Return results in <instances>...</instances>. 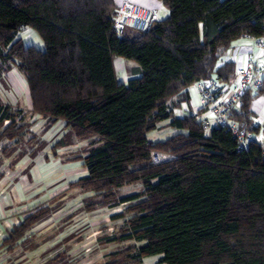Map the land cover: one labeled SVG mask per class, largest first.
<instances>
[{"label": "trees", "instance_id": "1", "mask_svg": "<svg viewBox=\"0 0 264 264\" xmlns=\"http://www.w3.org/2000/svg\"><path fill=\"white\" fill-rule=\"evenodd\" d=\"M158 1L165 18L117 36L114 0H0V75L15 68L34 113L62 119L74 137L97 144L81 156L87 175L73 184L94 197L78 211L126 204L112 215L123 219L113 241L136 244L109 252L102 264H142L152 256L158 264H264V148L250 139L237 149L229 130L206 133L197 114L174 113L194 83L233 81L228 50L241 37H264V0ZM24 27L42 48L24 44ZM115 57L136 63L126 82L118 80ZM254 92L232 113L248 134L250 102L264 89ZM21 114L0 102V141L28 131ZM163 121L184 132L149 141L146 134ZM153 151L170 157L153 163ZM132 184L141 192L118 195ZM51 210L27 215L4 239L7 248Z\"/></svg>", "mask_w": 264, "mask_h": 264}, {"label": "crops", "instance_id": "2", "mask_svg": "<svg viewBox=\"0 0 264 264\" xmlns=\"http://www.w3.org/2000/svg\"><path fill=\"white\" fill-rule=\"evenodd\" d=\"M114 1L117 5L123 1H132L151 7L157 11L159 19L168 15V10L158 0ZM18 35L25 45L35 43L37 36L34 30L28 27L22 28ZM228 54L236 67L256 64L262 59L261 49L252 37H241L234 41ZM4 77L7 81L1 80ZM127 79L128 77L124 80L118 78L120 82H126ZM251 93L255 94V92ZM197 99V93L190 88L188 102L182 101L178 107H174V110L178 108L183 112L185 110L193 112L197 110ZM0 102L22 110V118L19 122L29 123L28 131L21 139L5 141L12 146L7 149L6 154H3V160L0 161V261L4 264L3 259L11 258L10 256L15 257L16 260L24 258L30 250L28 242L31 239H36L40 243L50 239L48 246L53 250L47 254V258L54 261L65 253L64 247H58L61 237L64 236L61 241H65V244L71 247L64 256L75 258L79 262L85 255L88 264L96 263L98 260L95 258L101 256L102 249L108 243H95V241L90 243L89 240H93L90 238L94 236L91 228L96 220L89 218L85 214L87 212L78 211L83 199L75 198L70 203L67 199L80 192V189L73 184L87 175V169L81 159L85 150L80 151V146L94 147L97 144H91L90 140L78 141L79 139L74 137L62 119L43 118L34 113L27 83L15 68L0 75ZM249 117L250 119L256 117L259 120L258 124L252 125L253 130L249 133V138L264 148V94H256L252 98ZM8 121L3 124L6 125ZM33 136L34 140H32ZM2 144L1 141L0 150ZM64 200L67 202L62 203ZM54 205L55 207L61 205V210L54 215L50 212L48 217L35 224L30 232L16 242L13 248H7L4 239L27 215L41 207L53 208ZM103 209L107 207H99L95 210ZM47 230L53 232L45 235ZM57 233L58 235L51 239ZM105 238L109 239V237ZM96 247L99 248L98 251L95 250ZM92 248L96 252H92ZM56 262L58 260L52 264Z\"/></svg>", "mask_w": 264, "mask_h": 264}, {"label": "built area", "instance_id": "3", "mask_svg": "<svg viewBox=\"0 0 264 264\" xmlns=\"http://www.w3.org/2000/svg\"><path fill=\"white\" fill-rule=\"evenodd\" d=\"M158 19L159 16L155 9L136 2L123 1L117 6L112 27L114 33L121 36L128 28L135 31H145ZM254 41L262 53V59L259 63L237 67L235 78L231 83L222 84L218 79L210 77L200 80L190 87L198 95L197 110L193 113L202 120L206 133L212 126L229 130L236 139L237 149L246 148L250 138L244 127L232 121V113L240 108L243 95L247 91L254 92L258 89H264V37L256 38ZM174 113L181 116L183 111L176 108ZM258 123L259 120L256 117L251 118L252 125ZM262 156L264 157V150ZM168 158L162 157L161 152H152L153 163Z\"/></svg>", "mask_w": 264, "mask_h": 264}, {"label": "rangeland", "instance_id": "4", "mask_svg": "<svg viewBox=\"0 0 264 264\" xmlns=\"http://www.w3.org/2000/svg\"><path fill=\"white\" fill-rule=\"evenodd\" d=\"M30 45H33L37 48H42V41L40 40V38H38V36H35V43L31 42ZM38 46H40V47H38ZM113 65H114V68L116 70L117 77L119 79L124 80L126 77L132 76V67L135 66L136 63L132 60H128V59H125L122 57H115L113 59ZM1 80L7 81V78L4 77ZM197 103H198V101H197ZM197 106H198V104H197ZM3 126H4V124H3ZM177 132H184V131L175 130L174 128L169 126L168 121H163V122H160L158 124V128L149 131L146 134V136H147L149 141L154 142V141H158V140H164L165 138L172 136L173 134H175ZM34 139H35V137L33 136L32 140H34ZM1 141L3 143L2 147L5 148V152H6L7 149L10 147L9 146L10 144H7L5 142L6 141L5 139H3ZM78 141H80V140H78ZM2 147H1V149H2ZM91 147H93V145H88L86 147L80 146V148H81L80 151L85 150V153H86ZM0 152H1V150H0ZM157 152L160 153V151H157ZM161 155H162V157H166V158L170 157L169 154H166L164 152H161ZM2 160L3 159L0 158V161H2ZM141 190H142V187L140 184H132L129 186L121 187L119 190H117V193H118V195L123 197V196H127V195H130L133 193L141 192ZM75 198L76 199L79 198L80 200L83 199V201L94 199L92 191H81L80 190V192H78L72 198L68 197V199H67L68 203H70L71 201L73 202V200ZM67 201L64 200L62 203H64V202L66 203ZM125 205L126 204L122 203L119 208H115V209H108L107 208V209H103V210H95V211L85 213L89 218L96 220L95 222H93L94 224L92 225V228H91L92 231L94 232V236L90 238V239H93V240H89V241H91L90 243H92L93 241H95V243H97V242H101V243L107 242L108 243L105 245V247L103 246L104 248L101 251V256H98L97 258H95L98 261L94 264H101L102 263L101 261H105L108 257V253L113 251V250L126 249L128 247L136 246L135 242L131 241V240H124L122 243L117 242V241L113 242V240H115L114 237L116 235H118V233H119L118 230H119L120 226L123 224V219L122 218H113L112 215L119 213ZM60 208H61V205L58 207H55V205H54L52 208L51 214L54 215L58 210L59 211L61 210ZM109 213H113V214L109 215ZM93 216H95V217H93ZM58 226H60L59 223H58ZM52 232H53V230L52 231L47 230L45 232V235H48L49 233H52ZM57 235H58V233L55 234L54 236H52L51 239ZM63 237H61V239ZM105 237H107V238L109 237V239H106ZM61 239H60V243L58 244V247L59 246L64 247L63 251L65 253L59 255V257L56 258V260H54V261L47 258V254L53 250V249L49 248V246H48V244H49L48 241L50 239H45L41 243L38 242L36 239H31L28 242V246H29L30 250L27 252V254L24 258H20V259L17 258L18 260H16L15 257L10 256L11 258L8 257V258L3 259V260H5L4 264H8V263L11 264V262L13 264H52V262H55L57 260L59 263L56 262V264H88V260L86 259L85 255L82 256V258L79 260V262L75 258H69L68 256H64V255L68 254L71 247L69 245H66L65 241H61ZM95 250L98 251L99 248L96 247ZM95 250L92 248V252ZM158 257L159 256H152V257L145 258L143 260L142 264H158L157 263ZM0 264H2L1 261H0Z\"/></svg>", "mask_w": 264, "mask_h": 264}]
</instances>
